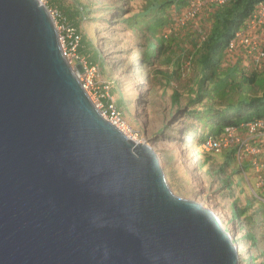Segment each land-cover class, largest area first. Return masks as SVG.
I'll use <instances>...</instances> for the list:
<instances>
[{"label": "water", "instance_id": "water-1", "mask_svg": "<svg viewBox=\"0 0 264 264\" xmlns=\"http://www.w3.org/2000/svg\"><path fill=\"white\" fill-rule=\"evenodd\" d=\"M0 264H240L216 214L97 110L38 0H0Z\"/></svg>", "mask_w": 264, "mask_h": 264}, {"label": "rangeland", "instance_id": "rangeland-1", "mask_svg": "<svg viewBox=\"0 0 264 264\" xmlns=\"http://www.w3.org/2000/svg\"><path fill=\"white\" fill-rule=\"evenodd\" d=\"M165 1L174 0H55L54 4L47 0L46 5L53 11H60L61 7H85L79 34L87 41L88 53L100 52L102 65H96L98 72L91 76L86 69L90 65L89 58H85L87 64L81 60L84 54L80 59L72 56L70 61L78 78L86 85L92 83L88 90L96 105H106L108 99L101 95L104 87L109 86L115 104L119 101L122 105L123 132L156 151L172 191L216 214L224 228L236 237L234 243L239 247L240 264H251V257L254 264H264V203H258L252 196V187L256 188L253 170H248L252 187L240 175L239 184H236L232 172L236 170L237 173L238 161L234 159L229 166L223 167L229 152L215 154L201 150L202 139L212 135L211 130L221 125L213 127L212 122L199 117L205 116L210 108L216 109L218 114L228 105L235 106L241 101H250L251 97L261 96L264 67L253 71L242 51L227 48L218 69L214 70L213 80L206 84L207 93L202 101L199 100L201 70L196 62L197 49L217 25L215 13L220 6L206 8L184 24L178 19L189 10L190 0H178L159 11L172 18L155 39L162 35L173 44L162 58L153 59L154 64L150 65L143 61L149 33L145 34L125 21L143 13L150 2L157 6ZM174 92L179 95L177 103L173 102ZM226 127L228 125L224 129ZM232 176L234 185L229 184ZM248 200L252 202L251 208L238 219L233 203L237 202L241 210L247 207ZM232 209L237 221L232 216ZM239 222L242 224L240 230L237 228ZM250 232L257 238L256 246L247 241L254 236L248 234ZM244 234L245 240L242 239Z\"/></svg>", "mask_w": 264, "mask_h": 264}, {"label": "trees", "instance_id": "trees-1", "mask_svg": "<svg viewBox=\"0 0 264 264\" xmlns=\"http://www.w3.org/2000/svg\"><path fill=\"white\" fill-rule=\"evenodd\" d=\"M178 0L174 1H165L162 3H159L157 6L155 4H152L151 2L149 5H147V8L143 13H140L139 15H133L132 17H129L125 22L129 23L132 27H137V29H140L145 32V34L148 32L149 34L146 35V45H145V51L143 53V61L145 63H148L150 65H153L154 62L152 61L155 58H162L166 52L169 51L171 48V44L168 40H165L162 35L157 37V34H161L160 31L164 30L167 27V21L171 20L172 17L168 18L167 15H164L163 13L160 14L159 11L167 9L170 4L176 2ZM263 0H235L232 3L226 4L224 6L217 7L216 15V26L214 27L212 33L208 35L206 40H203L201 43H199V57H196L197 66L201 70V77L198 80V86H199V93H198V99L203 100L204 95L207 93L205 90L206 84L208 82H211L215 76L214 70H217L220 62L222 60V56L224 54V51L229 46L230 42L236 37L237 31L243 27V25L246 23V21L249 19V17L254 12L256 6L262 2ZM51 2L54 4L55 0H51ZM78 9H71V8H64L61 7V13L66 18L67 23L70 27L76 29V31L79 33V27L81 25V22L83 21L82 16H85V7L82 5H78ZM220 8H224L223 11L220 10ZM132 18V19H131ZM81 34V33H80ZM226 39V41H225ZM87 41H85L84 37H82V44L78 48V53L80 56L84 54L83 57L89 58L90 65H102L103 58L100 55V52H93L92 54L88 53L87 48ZM169 44V45H167ZM165 52V53H164ZM88 55V57L86 56ZM248 81L254 82L253 79H246ZM111 92V91H110ZM173 102L179 101V95L174 92L173 93ZM106 104H108L109 101L105 100ZM119 101L116 102L117 108L121 111V104H118ZM234 109L236 110L234 112ZM216 109H208L207 114L205 116L200 115V119L205 120L207 122H212V126L221 125L218 129L215 130L213 128L211 130V134H220L224 126L227 125H239L243 122L251 121L254 119L264 118V90L262 92L261 96L251 97L250 101H241L237 105H228L226 106L222 111H220L218 114H216ZM203 114V113H202ZM208 136V135H207ZM203 141V139H202ZM201 141V142H202ZM234 153L230 152L227 157V161L225 160L224 166H229L230 161L234 160ZM221 171H224V168L221 169ZM235 171L232 172V175L236 176V184H239L238 182V176L243 177V181L251 186L250 180L246 179L244 176V169L238 165L237 173L235 174ZM231 181V180H230ZM252 182V181H251ZM229 184L234 185L233 176H232V182ZM230 185V186H231ZM253 185V184H252ZM252 187V186H251ZM241 190V188H240ZM250 194V193H249ZM251 195V194H250ZM253 198L257 200L254 195L252 194ZM260 203V202H258ZM252 202L250 203V200L246 201V208L245 209H239L237 202H234L232 207L233 209L236 208L235 215L240 218V216H243L248 211L247 209L251 208ZM232 209V216L234 220H236L234 212ZM237 221V220H236ZM240 225H242L239 222V226L237 228L240 230ZM246 234V233H245ZM245 234L242 235V239L245 240ZM252 236L254 235L252 232L248 233ZM250 241L251 244H254L256 246L257 244V238L254 235L253 238L247 240ZM254 258L251 257V264H254ZM264 261V260H263ZM262 264V263H261Z\"/></svg>", "mask_w": 264, "mask_h": 264}, {"label": "built area", "instance_id": "built-area-1", "mask_svg": "<svg viewBox=\"0 0 264 264\" xmlns=\"http://www.w3.org/2000/svg\"><path fill=\"white\" fill-rule=\"evenodd\" d=\"M38 1L48 8L55 22L62 51L68 62L71 64L70 60H72V56L73 59H80L82 56L78 54V48L82 42V35L76 29L69 26L66 18L59 10L53 11L50 9L46 5L47 0ZM234 1L190 0L189 10L187 9L188 11H185L186 13L178 19V22L184 24L196 18L206 8L211 6H224ZM227 48L230 50L238 48L236 51H242L245 58L251 63L250 69L253 71L261 70L264 67V0L256 6L252 15L243 27L237 31L236 37L230 42ZM81 60L85 62V57H82ZM85 63L87 64V62ZM86 69L90 72L91 76L98 72L96 65H87ZM90 84L89 82L87 85L83 83V86H87L88 88ZM103 91L101 97L108 99L107 101L109 102L105 106H103V103H99L97 105L98 110L104 116L111 119L116 126H120L118 127L119 129H123L125 125L121 123L123 122L121 111L117 108L111 96L109 86L106 85ZM200 149L204 152H214L215 154L223 151L234 153L235 159L243 167L244 176L248 180L251 177L248 170L252 168L253 175L256 178V188L260 190L257 191L256 188L252 187L254 197L259 202L264 203V118L243 122L239 125H228V127L223 129L221 134H212L204 138L200 144ZM247 166L249 167L248 170ZM237 226H239V223ZM230 235L234 241L236 237L232 236L231 233Z\"/></svg>", "mask_w": 264, "mask_h": 264}, {"label": "bare ground", "instance_id": "bare-ground-1", "mask_svg": "<svg viewBox=\"0 0 264 264\" xmlns=\"http://www.w3.org/2000/svg\"><path fill=\"white\" fill-rule=\"evenodd\" d=\"M62 47V46H61ZM73 68V67H72ZM74 70V69H73ZM76 74V73H75ZM77 78H78V76H77ZM79 79V78H78ZM79 81H80V83L82 84V86H83V83L81 82V80L79 79ZM83 88H84V90L86 91V93L88 94V96L90 97V100H91V102L94 104V106L97 108V110H98V107H97V105H96V102H95V100H94V97L92 96V94L90 93V91L88 90V88H87V86H83ZM100 112V111H99ZM101 113V112H100ZM102 114V113H101ZM103 115V114H102ZM104 116V115H103ZM106 119H108L110 122H112L113 124H114V122L111 120V119H109L108 117H106V116H104ZM115 125V124H114ZM116 126V125H115ZM116 127H120V126H116ZM121 130H122V128H120ZM122 131H124V130H122Z\"/></svg>", "mask_w": 264, "mask_h": 264}, {"label": "crops", "instance_id": "crops-1", "mask_svg": "<svg viewBox=\"0 0 264 264\" xmlns=\"http://www.w3.org/2000/svg\"><path fill=\"white\" fill-rule=\"evenodd\" d=\"M99 65V64H98ZM229 154H230V152H229ZM240 165V164H239ZM246 165H248V164H246ZM241 166V165H240ZM242 167V166H241ZM243 168V167H242ZM249 169V167L247 166V170ZM251 178V177H250Z\"/></svg>", "mask_w": 264, "mask_h": 264}, {"label": "clouds", "instance_id": "clouds-1", "mask_svg": "<svg viewBox=\"0 0 264 264\" xmlns=\"http://www.w3.org/2000/svg\"><path fill=\"white\" fill-rule=\"evenodd\" d=\"M227 231V230H226ZM234 242V241H233Z\"/></svg>", "mask_w": 264, "mask_h": 264}]
</instances>
